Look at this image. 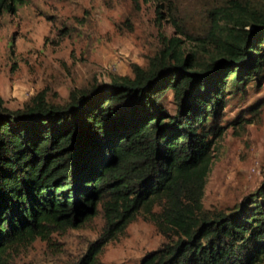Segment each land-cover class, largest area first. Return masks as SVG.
Masks as SVG:
<instances>
[{"label": "trees", "instance_id": "1", "mask_svg": "<svg viewBox=\"0 0 264 264\" xmlns=\"http://www.w3.org/2000/svg\"><path fill=\"white\" fill-rule=\"evenodd\" d=\"M150 1L164 18V1ZM25 3L0 0V20ZM201 12L196 49L161 35L133 76L72 88L62 102L41 90L15 109L0 93V264L97 218L99 238L69 264H102L104 245L139 215L164 237L140 264H263L264 180L227 208L203 197L229 96L264 85V0H208Z\"/></svg>", "mask_w": 264, "mask_h": 264}, {"label": "rangeland", "instance_id": "2", "mask_svg": "<svg viewBox=\"0 0 264 264\" xmlns=\"http://www.w3.org/2000/svg\"><path fill=\"white\" fill-rule=\"evenodd\" d=\"M163 1L164 18H158L150 0H26L15 13H5L0 20V93L7 105L22 107L41 90L62 102L72 88L133 76L132 64L147 65L161 35L179 38L183 53L196 49L190 37L200 30L201 8L208 0ZM209 58L207 53L201 61ZM229 97L228 127L216 144L203 197L208 209L239 202L264 180V85L250 83L245 92ZM256 102L260 106L252 111ZM166 105L175 110L172 92ZM102 226L97 218L84 228L56 230L47 240L37 239L15 264H69L99 238ZM163 240L153 222L139 215L104 245L99 257L102 264H140Z\"/></svg>", "mask_w": 264, "mask_h": 264}]
</instances>
